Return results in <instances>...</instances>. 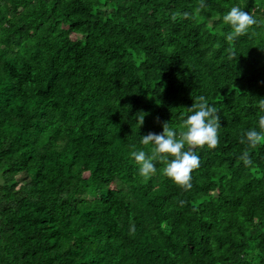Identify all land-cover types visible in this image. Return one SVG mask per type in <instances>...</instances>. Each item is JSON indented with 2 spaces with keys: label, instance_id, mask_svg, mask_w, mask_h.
I'll use <instances>...</instances> for the list:
<instances>
[{
  "label": "trees",
  "instance_id": "trees-1",
  "mask_svg": "<svg viewBox=\"0 0 264 264\" xmlns=\"http://www.w3.org/2000/svg\"><path fill=\"white\" fill-rule=\"evenodd\" d=\"M233 4L257 22L229 39ZM201 95L191 188L139 174ZM262 102L264 0H0V264H264Z\"/></svg>",
  "mask_w": 264,
  "mask_h": 264
},
{
  "label": "clouds",
  "instance_id": "clouds-1",
  "mask_svg": "<svg viewBox=\"0 0 264 264\" xmlns=\"http://www.w3.org/2000/svg\"><path fill=\"white\" fill-rule=\"evenodd\" d=\"M176 15L177 13H172V18L175 19ZM222 19L231 28L227 33L229 39L245 33L257 22L249 11L236 4L228 8ZM259 108L261 114L257 118V125L260 131L256 127L245 129L241 142L255 144L264 135V102L260 103ZM186 109L179 130L170 127L167 121H164L161 131H149L140 135V143L149 145L150 152L146 153L143 149L131 151V157L138 164L139 174L148 176L156 171V162H163L162 173L165 176L185 189L191 188V170L197 168L200 163V157L193 151V147L215 146L218 142L217 128L220 124L216 107L208 103L202 95L196 97V102L191 103ZM145 114L142 112V115L137 117L138 125L142 123ZM240 159L244 164L250 163L247 151L241 153ZM129 230L134 231V227H130Z\"/></svg>",
  "mask_w": 264,
  "mask_h": 264
}]
</instances>
